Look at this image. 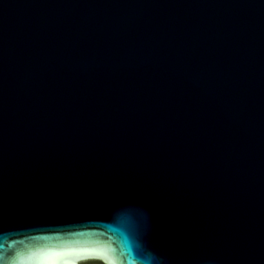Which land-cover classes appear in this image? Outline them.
<instances>
[{
  "label": "water",
  "instance_id": "1",
  "mask_svg": "<svg viewBox=\"0 0 264 264\" xmlns=\"http://www.w3.org/2000/svg\"><path fill=\"white\" fill-rule=\"evenodd\" d=\"M264 264V0H0V264Z\"/></svg>",
  "mask_w": 264,
  "mask_h": 264
},
{
  "label": "bare ground",
  "instance_id": "2",
  "mask_svg": "<svg viewBox=\"0 0 264 264\" xmlns=\"http://www.w3.org/2000/svg\"><path fill=\"white\" fill-rule=\"evenodd\" d=\"M92 264H99V263H92Z\"/></svg>",
  "mask_w": 264,
  "mask_h": 264
},
{
  "label": "rangeland",
  "instance_id": "3",
  "mask_svg": "<svg viewBox=\"0 0 264 264\" xmlns=\"http://www.w3.org/2000/svg\"><path fill=\"white\" fill-rule=\"evenodd\" d=\"M84 264H90V263H84ZM92 264V263H91Z\"/></svg>",
  "mask_w": 264,
  "mask_h": 264
}]
</instances>
